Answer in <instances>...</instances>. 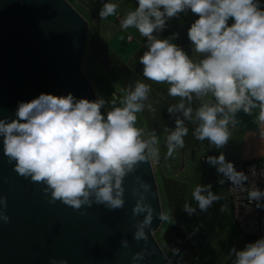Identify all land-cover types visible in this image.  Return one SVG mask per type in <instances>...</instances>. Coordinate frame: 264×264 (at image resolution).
Instances as JSON below:
<instances>
[{
  "label": "clouds",
  "instance_id": "obj_1",
  "mask_svg": "<svg viewBox=\"0 0 264 264\" xmlns=\"http://www.w3.org/2000/svg\"><path fill=\"white\" fill-rule=\"evenodd\" d=\"M137 7L120 21L122 29L135 28L146 38V51L139 58L142 75L149 81L166 84L167 94L180 102L168 112L181 113L175 128L165 141L167 160L185 145L188 135L185 121L196 124L193 135L208 140L222 149L231 138L229 125L238 124L236 114L251 115L259 108L257 123L264 138V4L261 0H137ZM118 5L102 4L99 17L115 15ZM188 10L198 18L191 24L187 36L194 53L193 60L182 47L173 43L178 37L158 39L167 21ZM229 20L232 21L229 24ZM150 86L137 80L129 85L119 106L103 112L106 100L77 98L72 93L53 95L41 93L30 101L18 103L15 118H0V138L3 155L13 170L33 183L43 184L50 193V203L60 201L74 210L93 203L109 210L122 209L125 204L124 179L134 173L142 162L160 160L155 130L142 139L143 129L137 126L136 113L147 106ZM211 95L214 99L205 101ZM200 101L195 110L193 99ZM206 162L214 166L233 190L247 193L257 208H264V190L252 183L245 187L249 176L238 171L225 154L209 155ZM253 175L255 172L250 169ZM132 195L136 197L133 218L143 215L135 227L134 238L146 240L145 229L153 220V208L145 195L150 185L136 177ZM200 211L222 199L212 191V185H197L191 192ZM6 197L0 196V221L8 223L5 214ZM189 215L197 209L185 203ZM169 219L168 216H162ZM127 247L128 241L122 240ZM232 264H264V237L247 243L243 249L233 247ZM143 259L137 253L133 261ZM50 264H67L66 260L50 259Z\"/></svg>",
  "mask_w": 264,
  "mask_h": 264
},
{
  "label": "water",
  "instance_id": "obj_2",
  "mask_svg": "<svg viewBox=\"0 0 264 264\" xmlns=\"http://www.w3.org/2000/svg\"><path fill=\"white\" fill-rule=\"evenodd\" d=\"M80 1L87 8L96 9L100 2L110 0ZM197 18L188 10L168 20L172 31L178 33V45L191 58L199 54L194 53L187 31ZM88 28L87 20L67 0H0V118H15L19 102L30 101L41 93H72L89 100L104 98L103 113L111 110L113 102L119 106L127 95L126 87L134 86L137 80L150 86L151 96L155 95L163 105L167 103L155 83L143 77V65L139 62L135 68L120 60L111 61L108 67L97 70L89 61L83 68ZM98 45V39L91 35L90 48L96 50ZM199 106L200 101L194 98L193 109ZM138 114L141 112L136 113L137 126L149 136L148 125ZM185 125L189 129L185 145L176 152L181 164L179 172L184 169L185 152H189L192 175L187 183L174 184L180 199L197 209L194 216L207 230L209 221L205 215L210 207L200 211L192 202L191 192L199 185V178L202 185L211 184L214 190L216 179L212 169L208 163L201 164V158L196 160L199 153L208 157L214 155V150L200 149L197 138L189 143L196 124L185 121ZM174 128L166 121L157 133L164 152L166 138ZM137 176L151 186L145 195L154 210L152 223L145 229L147 239L139 241L134 238V225L144 217L133 218L132 214L137 199L132 188ZM44 187L13 170L3 155L0 138V196L6 197L7 207L3 210L10 217L8 223L0 221V264H50L51 258L66 260L67 264H171L154 236L162 223V213L150 160L125 177L122 209L109 210L93 203L91 207L74 210L60 201L50 203V193H45ZM122 240L128 241L127 247ZM163 241L175 259L193 248L183 228L174 223L167 227ZM137 253H143V259L134 262Z\"/></svg>",
  "mask_w": 264,
  "mask_h": 264
},
{
  "label": "crops",
  "instance_id": "obj_3",
  "mask_svg": "<svg viewBox=\"0 0 264 264\" xmlns=\"http://www.w3.org/2000/svg\"><path fill=\"white\" fill-rule=\"evenodd\" d=\"M72 5L76 6L78 9H76L79 13L84 12L89 17V22H91L93 26V30L91 32V35L96 37L99 41V45L97 46L96 50L90 48L89 49V55H90V62H92L95 66V69H100L103 67H108L109 62L111 61H117L120 60L124 63H129L131 66L138 68V60L140 56L143 54V50L140 46V42L143 40V36H141L136 31V37H132L131 35H128L126 33L125 39L127 41V37L131 36L134 41L127 42L129 44L134 43L135 41L138 44L139 50L135 52H131L132 57H129L127 61L123 60V53L121 50L117 49V47L114 46L115 38L118 35L119 31H127L130 29H122L120 26V21L126 16V14L129 11L135 10V8L138 6L137 1L135 0H129L134 2V4H130L126 2V0H110L108 2L115 3L118 5L117 11L115 15L109 16L106 19H101L99 17V11L102 7L103 3H99V5L95 8H87L80 0H70ZM128 1V0H127ZM262 4H264V0H261ZM82 16L83 14L80 13ZM85 19L86 17L83 16ZM87 20V19H86ZM88 22V20H87ZM109 29H114L113 31H109ZM114 34V36H113ZM174 32L171 29L170 22L167 21L166 28L162 32H156L154 35L158 39H164L172 37ZM173 43L178 45V42L176 39L172 40ZM179 46V45H178ZM184 50V49H183ZM200 54L195 57H192L194 60L200 59ZM155 83V82H154ZM135 84V83H134ZM156 90L162 93L167 99V103L163 105L160 100L155 96L149 94V99L146 101V105L150 104L152 106L151 109H149L147 106L145 109L141 112V114H138L139 118L142 120L144 119L146 124L148 125V133L155 130L156 135L161 130V127L166 123V121H169L170 124H172L175 127V119L179 116L182 117L181 113H169L168 108L170 106H173L175 104H178L180 102L179 97H171L167 94V85L166 84H160L155 83ZM128 86L126 87V89ZM210 100L214 99L211 97V95L204 97V100ZM259 114V108H256L253 110L251 115L245 114L243 111H240L236 114V119L238 120V124L235 127H232L229 125V130L231 132V138L226 146H224L222 149H213L214 154L219 155L220 152H223L225 154L226 160L233 162L234 164H240L243 162H250L253 160L259 159L262 154H264V138L260 136V127L257 123V117ZM149 136H146L145 132L142 139H148ZM157 147L160 150V160L159 164L165 163L168 165L171 164V158L169 157L167 160L164 159L166 152L161 150V143L160 140H158ZM185 158L189 159V152H185ZM202 154H198L196 157V160L199 161V159L202 157ZM179 161V156H178ZM155 161V160H154ZM206 165V164H205ZM166 166V167H167ZM209 168H211L210 165H207ZM177 170L176 168H174ZM170 183H173L175 181L168 179L167 180Z\"/></svg>",
  "mask_w": 264,
  "mask_h": 264
},
{
  "label": "flooded vegetation",
  "instance_id": "obj_4",
  "mask_svg": "<svg viewBox=\"0 0 264 264\" xmlns=\"http://www.w3.org/2000/svg\"><path fill=\"white\" fill-rule=\"evenodd\" d=\"M195 138L194 136L189 143H192ZM198 146L206 152L214 149V145L210 144L208 140H200ZM198 184L202 185L200 178ZM166 187L168 220L171 224L174 223L182 227L193 244L191 251L182 252L178 259L171 255V259H173L171 264H232L235 257L231 254V249L233 247L239 249L240 247L235 244L223 224L224 206L220 205L218 201L210 206L205 215L206 221H209V229L206 230L196 220L194 214L189 215L183 210L185 203L191 206L192 203L180 199L176 192L177 188L172 183L167 182ZM192 202L196 204L194 200ZM200 242L203 244L201 245Z\"/></svg>",
  "mask_w": 264,
  "mask_h": 264
},
{
  "label": "rangeland",
  "instance_id": "obj_5",
  "mask_svg": "<svg viewBox=\"0 0 264 264\" xmlns=\"http://www.w3.org/2000/svg\"><path fill=\"white\" fill-rule=\"evenodd\" d=\"M67 1L72 5L70 0H67ZM126 2L130 3L129 0L128 1L126 0ZM131 2L132 3H130V4H134L133 1H131ZM72 6L75 9H78L76 6H74V5H72ZM80 13H82L83 16L86 17V19L88 20V25H89L87 42H86L84 56H83V68H84L85 64L89 63V60H90L88 55H89V49H90V37H91V32L93 30V26H92L91 22H89V17L84 12H80ZM129 29L130 30L123 31V32L119 31L118 35L115 38V43H114V46L117 47V49L122 51L123 56H121V57H123L124 61H127L129 59V57H132L133 53H131V52L137 53L138 52L137 50H139L138 44L136 41L134 43L129 44V43H127V41L125 39L126 33L128 35H131L132 37H136L135 36L136 35L135 28H129ZM113 30L114 29H109V31H113ZM113 36H114V34H113ZM173 155L175 156V158L171 161L170 165L167 166V164L161 163L159 166L156 165V166H153V168H152L154 178H155V182H156V186H157V190H158V196H159L162 216H167V214H168L165 181L170 179V180H173V181L178 182L180 184H184L185 182L187 183L190 180L191 175H192V166L193 165L191 164L190 160L189 159L187 160L186 158L184 159L185 160L184 161V169L179 172L180 166H181L180 161H178V159H177L179 155L177 154L176 151L174 152ZM176 156H177V158H176ZM176 166H177V170L174 169V168H176ZM211 169H212V175L216 179V185H215L213 192L222 196V199L219 200L218 203L220 205L224 206L223 224L227 228V230L229 231L230 237L233 239L235 244L239 245V247H240L239 249H242L243 240L239 237L238 230H237L235 224L233 223L232 216H231L230 204L227 201L226 196H225V183L222 185L218 183V180L223 179V177L221 176V174L217 173L214 166H211ZM170 224L171 223L168 219L162 218V223H161L158 231L154 234V236H155L156 242L162 248V250L165 252L169 261L172 262L173 261V259H171L172 256L169 253V251L166 248L164 241H163L164 232L166 231L167 227Z\"/></svg>",
  "mask_w": 264,
  "mask_h": 264
},
{
  "label": "built area",
  "instance_id": "obj_6",
  "mask_svg": "<svg viewBox=\"0 0 264 264\" xmlns=\"http://www.w3.org/2000/svg\"><path fill=\"white\" fill-rule=\"evenodd\" d=\"M132 41L134 39L128 36L127 42ZM140 46L143 50H147L145 37L140 42ZM206 159L207 157H201L200 163L206 164ZM150 164L153 168L159 163L150 160ZM234 166L238 171H244L249 176V181L246 182L245 187H251L254 183L256 187L264 190V154L257 160L234 164ZM250 169L255 172V175L250 172ZM225 196L230 204L233 223L238 230L239 237L243 240L242 249L247 243L264 237V208H257L255 202L248 199L246 192L239 189L233 190L232 184L227 180L225 181Z\"/></svg>",
  "mask_w": 264,
  "mask_h": 264
},
{
  "label": "trees",
  "instance_id": "obj_7",
  "mask_svg": "<svg viewBox=\"0 0 264 264\" xmlns=\"http://www.w3.org/2000/svg\"><path fill=\"white\" fill-rule=\"evenodd\" d=\"M173 184V183H172ZM173 185H175V184H173Z\"/></svg>",
  "mask_w": 264,
  "mask_h": 264
}]
</instances>
